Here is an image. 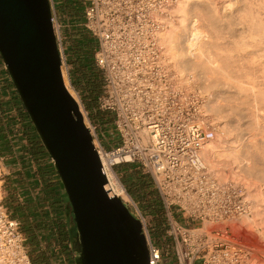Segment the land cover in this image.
<instances>
[{
    "label": "built area",
    "instance_id": "built-area-1",
    "mask_svg": "<svg viewBox=\"0 0 264 264\" xmlns=\"http://www.w3.org/2000/svg\"><path fill=\"white\" fill-rule=\"evenodd\" d=\"M178 1L80 0V25L96 41L93 66L103 80L97 109L108 116L116 140L106 148L107 131L90 120L85 125L103 172L133 165L153 181L162 230L133 203L148 264H261L239 235V221L251 215L246 189L206 165L202 150L214 132L202 114V99L181 86L162 54L159 34ZM49 3L61 69L71 83L55 1ZM28 250L22 223L11 216L0 185V264H33Z\"/></svg>",
    "mask_w": 264,
    "mask_h": 264
},
{
    "label": "rangeland",
    "instance_id": "rangeland-1",
    "mask_svg": "<svg viewBox=\"0 0 264 264\" xmlns=\"http://www.w3.org/2000/svg\"><path fill=\"white\" fill-rule=\"evenodd\" d=\"M54 1L56 14L60 24L59 32L62 49L65 52V47L71 49L72 45L79 37L80 32H86L80 25L82 22V6L80 0H73L71 2L68 0ZM67 3H74L76 14L70 15V13L65 10ZM186 3L184 11L182 10L183 12L176 8L178 6L177 4L175 8H172L171 13L173 9H176L174 10L173 18L175 19V17H179L177 18V21L175 20V22H173L175 26L179 24L178 27L182 29L184 23L190 22L188 20L193 18L197 20L198 27L201 28L206 35L200 46L202 51L200 54L201 56L196 55V58L192 57L190 59L189 57L184 56L181 60L182 62H176V64L174 62H166L176 74L177 67L179 68L177 65H182L181 67H184V70H189L190 68L194 69V71L193 69H191L192 71H189L194 72L195 77H197L198 87H193L191 90H195L202 99V114L207 121L208 126L214 132V138L211 142L221 153L225 151L222 154L224 158V161L222 160L223 167L216 171L215 175L222 180L238 182L246 189V192L249 190L250 194L252 193L251 196L253 201L252 199H249L252 204L254 200H256L257 212L260 213V217L264 221V74H262L264 73V22L262 23V21H264V0H188V4ZM258 6H260V8L263 7L261 9L259 8V10ZM257 17H260L259 22ZM181 18L185 19L182 25L179 21ZM186 20L187 22H185ZM260 21L263 24L262 27H259L261 30L258 29V26L262 25L258 24ZM255 29H257V31H254ZM181 33H184L183 29ZM180 35L182 38L183 34ZM181 38L179 41H181L180 43L182 44L183 42ZM90 39L95 41L91 35ZM180 43L179 45L181 46ZM64 55L67 59L65 53ZM62 68L65 72L64 67ZM64 74H66V72ZM64 77L67 89L71 92L72 97L76 99L79 108L82 109L84 123L87 124L88 120H90L92 123L98 125L101 130L110 132L105 133L106 137L103 141V145L105 142L104 147L109 148L116 138L111 131L108 116L101 113L97 109V106L91 111L86 110L83 107V94L76 86L69 82L67 74ZM188 89L190 88L188 87ZM203 89L206 92L203 91ZM4 100L5 99L0 97V101ZM85 111H87V115L85 114ZM96 114H99V117H97ZM0 119L7 127L5 133L10 142L11 150L12 148L14 151L16 150L18 152H16L17 156L22 158L19 161V164H16V157H14L13 153H0V157L2 158V164L0 165V185L5 193V200L9 204H19L21 206H26L24 204L28 201L29 206L31 205L33 208H42L46 214V218L48 220L52 219V211L50 212L49 208L46 207L49 206L47 199L48 193L42 191L43 186L48 183L51 178L49 176L48 178L45 177L44 182V180L40 178V175H38V166L34 162L30 152L27 150L29 144L28 140L25 138L26 132L24 133L20 128V125L9 121L6 114ZM226 151L228 154L230 152V155H228ZM26 152L30 154V157H27ZM13 159L14 161H12ZM121 167H124V165L116 166L114 168V172L116 173L115 176L120 184L127 188L126 183L123 181L125 173L119 170ZM130 167L133 168L132 172L146 174L136 166L132 165ZM232 170L238 171L241 179L234 180L231 176L229 177ZM210 171H212V169H210ZM212 172L214 173V171ZM18 174L22 177L26 176L24 183L20 182ZM219 174L221 175L219 176ZM40 184L41 187L40 190H38L37 188ZM152 188H154L153 184ZM36 191L37 194H35ZM249 192H247V194ZM258 193H260V196ZM33 196L35 197L33 198ZM149 198L150 197H147V200ZM129 200L122 199L134 215L136 214V208L133 203L136 204L140 211L150 215L154 226H157L160 222L159 217L162 210L154 216L149 212V209L146 208L148 205L147 202H143L133 196H130ZM45 201H47V203ZM159 204L160 203L157 200L156 205L159 206ZM10 206L9 208L11 209ZM253 217L251 211L250 216L242 218L239 221V235L245 244L254 248L257 258L261 261V264H264V232L262 233L260 230L264 222L263 224H257L252 221ZM62 218L66 219V213ZM18 219L23 226L26 222L25 218L18 217ZM27 219L30 222L32 218L27 216ZM253 223L255 224L253 225ZM255 225L257 226L254 227ZM70 231V250L72 252L71 256H73L74 259L73 264H80L79 257L77 256L79 252L77 237L75 230L72 229L71 226ZM55 237V231L45 236L38 235L37 239L40 244L38 250L50 252V250H48V244L50 240ZM55 246L58 247L57 242L55 243ZM55 246L53 245L54 248ZM58 251L59 248H55V251L51 250L50 253L54 252L55 254H58ZM60 260L61 262H59L58 258H54L52 259V263L68 264V261L64 263L65 257L63 259L60 258Z\"/></svg>",
    "mask_w": 264,
    "mask_h": 264
},
{
    "label": "water",
    "instance_id": "water-1",
    "mask_svg": "<svg viewBox=\"0 0 264 264\" xmlns=\"http://www.w3.org/2000/svg\"><path fill=\"white\" fill-rule=\"evenodd\" d=\"M0 57L59 177L79 263L148 264L140 222L105 190L92 136L64 84L49 0H0Z\"/></svg>",
    "mask_w": 264,
    "mask_h": 264
},
{
    "label": "trees",
    "instance_id": "trees-1",
    "mask_svg": "<svg viewBox=\"0 0 264 264\" xmlns=\"http://www.w3.org/2000/svg\"><path fill=\"white\" fill-rule=\"evenodd\" d=\"M69 2L73 0H68ZM65 10H67L70 15L76 14V7L74 3H67ZM96 41L90 39V34L86 32H80L79 37L74 42L71 47V54L73 63L77 66L78 77L74 78L73 74L69 71V78L71 84L77 87L83 94V107L86 110H93L97 106V97L102 92V75L99 70L92 66L93 54L96 49ZM65 53V52H64ZM67 64L68 60L66 59ZM99 117V114H96ZM96 117V118H97ZM33 127V126H32ZM7 131L6 125L0 119V153H11V145L7 139L5 133ZM25 138L28 140L27 150L30 152L31 156L34 159V162L38 166V175L45 182V177L48 176L51 178V172H54L58 182H59V192L55 193L54 181L50 180L43 186L42 191L48 193V202L52 206L53 211L52 219H47L46 214L42 208L29 206V202L26 201L24 205L19 204L12 205L9 204L6 200L8 206L11 207V216L14 218L23 217L25 218V223L22 226L23 231L27 235V245L29 247L28 255L33 264H53L52 259L55 257V253H50L49 251L38 250L39 241L37 239L38 235L45 236L47 234L53 233L55 231V239L59 243L58 253L62 254L65 257V260L73 264V256L71 250L68 248L67 244L71 242V231L67 227L65 219L62 218L64 212L66 213V206L62 202L60 195V180L55 171V168L51 162L48 167L44 165V156H48L46 150L44 149L35 129L33 128V135L25 133ZM12 154V153H11ZM49 157V156H48ZM22 158L18 157L15 161H20ZM50 159V157H49ZM51 160V159H50ZM14 161V159L12 160ZM19 176V174H18ZM26 176H19L20 182L24 183ZM23 178V179H22ZM52 179V178H51ZM125 183L128 181L127 193L129 196L140 199L141 201L147 202L146 208L149 209L154 216L156 213L161 212L162 206L159 204L156 205L157 200L159 201L158 193L155 188H152L153 181L149 174H140L138 172L129 173L128 177L124 175ZM57 196V197H56ZM54 197L57 198L55 201ZM147 197H150L147 200ZM52 200V201H51ZM160 203V201H159ZM27 216H30L32 219L29 222ZM64 220V221H63ZM156 230L161 231L160 223L157 224ZM50 243V242H49Z\"/></svg>",
    "mask_w": 264,
    "mask_h": 264
},
{
    "label": "bare ground",
    "instance_id": "bare-ground-1",
    "mask_svg": "<svg viewBox=\"0 0 264 264\" xmlns=\"http://www.w3.org/2000/svg\"><path fill=\"white\" fill-rule=\"evenodd\" d=\"M187 1V3H186ZM179 0L177 2V9L178 10H181V12L184 11L185 9V3L188 4V0ZM190 1V0H189ZM194 1V0H193ZM199 1V0H198ZM250 1V0H249ZM259 3H262V2H259ZM248 4V3H247ZM252 4V3H251ZM250 5V3H249ZM258 5V4H257ZM176 6V5H175ZM175 6L173 8H175ZM188 6V5H186ZM248 7V6H247ZM263 7V6H262ZM261 7V8H262ZM260 8V6H258V9ZM260 8V9H261ZM259 9V10H260ZM174 10L176 9H173L172 13L170 12V14L165 18V22H166V26L165 28L163 29V31H161V33L159 34V42H160V45H161V48H162V54H163V57H165V61H167L168 63H175L176 62H180L182 60V58L184 56L186 57H189L190 58H196L195 56L196 55H200L201 54V43H202V40L206 37L205 33L201 30V28H199L197 25V20L195 18L191 19V20H188L190 22H187V20L185 22L187 23H184V18H181L179 21L181 22V25L182 23H184V26L182 27L183 29V32L184 33H181L182 29L180 27L175 26L174 25V22L175 20L177 21V18H179L177 16V18L175 17V19L173 18V13H174ZM183 10V11H182ZM263 10V9H262ZM250 11V10H249ZM258 11V10H257ZM256 11V12H257ZM186 12V11H185ZM262 12V11H261ZM264 12V11H263ZM246 13V12H245ZM248 13V12H247ZM179 14V13H178ZM185 14V13H184ZM187 14V13H186ZM262 14V13H261ZM250 15V14H249ZM255 15V13H254ZM185 16V15H184ZM257 16V15H256ZM259 16V15H258ZM261 16V15H260ZM181 17V16H180ZM258 22H259V19L260 17L258 18ZM174 21V22H173ZM246 21V20H245ZM250 21V19H249ZM179 22V23H180ZM256 22V20H255ZM257 22V23H258ZM264 21H262L263 23ZM177 23V22H176ZM261 21L260 23H258L259 25L262 24ZM248 24V23H247ZM257 24V25H258ZM249 26H250V23H249ZM262 25L258 26V29H260L259 27H262ZM250 28V27H249ZM264 28V27H263ZM248 29V28H247ZM261 30V29H260ZM263 30V29H262ZM254 31H257V29H255ZM259 31V30H258ZM262 32V31H261ZM264 32V31H263ZM180 34H183V37L181 38V35ZM264 34V33H263ZM257 36V35H256ZM254 37V36H253ZM252 37V38H253ZM182 39V44L180 43L181 41H179V39ZM263 39V38H262ZM261 39V40H262ZM255 41V40H254ZM256 42V41H255ZM259 42V41H257ZM179 43L181 44V46L179 45ZM259 45V44H257ZM263 51V50H262ZM262 55V54H261ZM201 56V55H200ZM199 57V56H197ZM185 60V59H184ZM194 60V59H193ZM260 60V59H259ZM192 61V60H190ZM188 61V62H190ZM182 62V61H181ZM183 64V63H182ZM192 64V63H190ZM189 64V66H190ZM214 64V63H213ZM174 65V64H173ZM217 65V64H216ZM176 66V65H175ZM179 66V68L177 67V74L179 76V81H180V84L181 86H183L184 88L188 89V87L193 89V87H198V79L197 77H195L194 75V72H190L189 70L193 69V68H190L189 70H184V67L182 68L180 65H177ZM192 66H194L192 64ZM262 66V65H261ZM186 68V67H185ZM188 68V67H187ZM196 68V66H195ZM255 68V67H254ZM263 68V66H262ZM63 69V68H62ZM201 69V68H200ZM197 70V69H196ZM195 70V72H196ZM218 70V69H217ZM192 71V70H191ZM194 71V69H193ZM261 71V70H260ZM216 72V71H214ZM219 72V71H218ZM65 72L62 70V77H63V81H64V84H65V77L66 74H64ZM258 74V72H257ZM264 74V73H262ZM214 75V74H213ZM226 75V74H225ZM224 76V75H223ZM257 76V75H256ZM200 79V78H199ZM261 83V82H260ZM201 85V84H200ZM66 86V84H65ZM205 87V86H204ZM67 88V86H66ZM209 88V87H208ZM207 88V89H208ZM212 88V87H211ZM210 88V89H211ZM206 89V90H207ZM209 89V90H210ZM69 91V90H68ZM203 91H205L203 89ZM206 92V91H205ZM208 92V91H207ZM71 94V92H69ZM72 96V94H71ZM76 101V99H74ZM78 104V103H77ZM80 112L81 114L82 113V109H80ZM84 115V114H83ZM225 152V151H223ZM223 152L221 153L220 151H218L216 149V147L214 146V144L211 142V140L205 144V146L203 147V150H202V157L206 163L207 166H209L208 168L212 169V171H214V173L216 174V171L222 169L223 165H222V160L224 159L223 158ZM227 153V151H226ZM225 153V154H226ZM228 154V153H227ZM230 155V152L229 154ZM232 157V156H230ZM226 158V157H225ZM228 158V157H227ZM224 161V160H223ZM232 162V161H231ZM225 164V163H223ZM230 165V164H229ZM228 165V166H229ZM232 165V163H231ZM227 166V165H226ZM221 167V168H220ZM225 168V167H224ZM228 169V168H227ZM232 169V168H231ZM222 172V171H221ZM105 177H106V184H105V190H107V192L109 193L110 196H116L118 198H121L123 200H129L128 198V195L124 192L123 190V187L122 185L120 184V182L118 181L117 177L115 176V174L113 173V171L111 169H107L105 170ZM223 174V173H222ZM231 175H229V177L231 176L232 179L236 180V179H241L240 177V173L236 170H232ZM243 174V173H242ZM221 174H219L220 176ZM243 176V175H242ZM222 177V176H221ZM245 181V179H244ZM243 182V181H242ZM249 183V182H248ZM246 184V183H245ZM251 187V186H250ZM257 188V187H256ZM249 192V190L247 191ZM256 192V191H255ZM252 194V193H251ZM250 192L247 194V197L248 199H252V196H251ZM260 193H258L259 195ZM257 195V194H256ZM260 196V195H259ZM254 198V196H253ZM249 199V201H250ZM256 199V198H255ZM262 199V198H261ZM130 201V200H129ZM253 201V199H252ZM256 200H254L255 202ZM258 201V200H257ZM254 206L252 204V202L250 201V208H251V211H252V214L253 217L251 220L254 221L255 223L257 224H263V219L260 217V213L257 212V208H256V205H257V202H255ZM260 202V201H259ZM259 205V204H258ZM253 207H254V211H253ZM255 219V220H254ZM248 221V220H247ZM249 223V222H248ZM253 223V225L255 224ZM257 225H255L254 227H256ZM260 227V226H259ZM260 230L262 231V233L264 232V224L262 225V228H260ZM260 231V232H261ZM259 233V232H258Z\"/></svg>",
    "mask_w": 264,
    "mask_h": 264
},
{
    "label": "crops",
    "instance_id": "crops-1",
    "mask_svg": "<svg viewBox=\"0 0 264 264\" xmlns=\"http://www.w3.org/2000/svg\"><path fill=\"white\" fill-rule=\"evenodd\" d=\"M65 54L67 56V60H68V66H69V71L73 74V77L76 78L78 77V74H77V66H75V63H73V57H72V54H71V50L70 48L68 47H65ZM0 97H2L3 99H5L4 101H0V107L2 109L3 112H5V114L7 115V118H9V121L11 122H14V123H18V125H20V128L24 131V133H28L30 135H33V127H32V124L30 122V120L28 119L22 105H21V102L19 100V97L17 96L16 94V91L14 90L13 88V85L9 79V76H8V72L7 70L5 69L4 67V63L0 57ZM19 128V129H20ZM104 145H105V142H104ZM24 149V148H23ZM17 151L12 148V152L14 154V157H16V159L18 158L17 156ZM44 165H46V167H48L49 169V165L51 164V160L49 159L48 156H44ZM17 163L16 164H19L18 161H16ZM120 166V165H119ZM131 165H124V167H121L119 170H121V172H124L125 176L128 177L129 175V172H132V169L130 167ZM51 180L54 181V189H55V193H58L59 192V182H58V179L55 175L54 172H51ZM126 184L128 185V181L126 182ZM57 197V196H56ZM54 197V201L55 199L57 200V198ZM52 201V200H51ZM47 203V201H45ZM48 205L49 206H46L49 208V211L51 212V205L49 204L48 202ZM66 210V209H65ZM65 214V212H64ZM52 215H53V211H52ZM67 210H66V217H67ZM58 243V241L54 238H52L50 240V243L48 244V250H53L55 251V248H59V243H58V247L55 246V243ZM51 244V245H50ZM40 245V244H39ZM53 245L55 246V248L53 247ZM54 253V252H52ZM58 253V252H57ZM59 254V255H58ZM55 255L54 258H58V260H60V258H64L63 255H61L60 253H58ZM66 263V260L65 262Z\"/></svg>",
    "mask_w": 264,
    "mask_h": 264
}]
</instances>
